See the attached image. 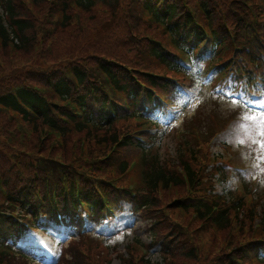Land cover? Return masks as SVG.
<instances>
[{
	"label": "trees",
	"instance_id": "1",
	"mask_svg": "<svg viewBox=\"0 0 264 264\" xmlns=\"http://www.w3.org/2000/svg\"><path fill=\"white\" fill-rule=\"evenodd\" d=\"M19 1V2H18ZM61 2H67V11L63 12V24L60 28L61 30V43L69 45V49H66L65 52L62 54H58L59 52V46L58 44L55 45L54 41H51L52 43L45 44L44 50L40 53V58L44 62V64L38 66L37 68L44 69L46 65H49L52 63L53 65L59 64L60 62L66 60V59H77L76 56L83 57V53L87 52L84 48V46H88L89 44H93L95 40L99 37H91V33L87 32L88 30H92L93 28H96V24L98 25L97 32L101 33V37L104 39H111L113 36H116L119 38V41L117 44H113V47H106L103 49H97L93 53V57L96 60H100L99 63H101V67L104 69H108L110 66H108V63L105 62V60L101 59L102 56L106 57V60L111 62L112 64L116 65L118 62H124L130 63L131 59H133V62L135 61L133 56L130 55L134 54V50L137 48L134 40H137L140 37H145V33L143 31L144 25L141 23L140 18L136 15L134 17L136 19L135 22H133V19L127 20L124 19L122 22L120 21L119 26H113L112 21L115 19V15L117 14L119 8L121 7V0H77L78 4L81 6V11H76V9H71L69 7L68 0H58ZM164 0H154L155 5L152 6L150 0H140L138 1L139 9L141 5L145 6L146 9L151 11L154 16H156L161 21H167V23L170 25L171 31H177L180 32L182 29H184L185 21H188L190 25H192L191 17L188 15V13L184 10V8L181 5L180 0H169L167 2V6H165V9L162 10V2ZM257 1V0H253ZM45 0H31L30 6L33 8V10L27 9L25 5L20 4V0H0V35L3 38V48L8 49L11 44V34H13L14 37L18 38V43H16L17 46V55H9L11 58L17 60L18 62L28 61L30 64H34V56L32 55L33 48L35 47L37 41L35 37V24L37 22V18L35 16L36 12H42L45 9L44 5ZM133 0H127V3H130V7L128 9H131L132 7H135L137 10V5L133 4ZM228 1L226 0L223 2L222 7L227 8ZM104 6L105 10L103 8L101 9L100 6ZM205 10L211 20H215L214 18L217 17L216 13L213 11L212 4L206 3ZM160 9V10H159ZM128 12V11H127ZM261 15L264 14L263 11H260ZM259 12V13H260ZM53 17L51 18V20ZM5 21L8 22L9 27L12 31H9L8 28L5 26ZM127 22V23H124ZM123 23V24H122ZM105 24L108 25L107 31L104 30ZM76 25V27H75ZM214 27V25H213ZM71 32H74V35L70 38L68 36ZM123 32L126 34L125 40H123ZM192 31L190 30L186 37L187 40L191 39ZM199 38L203 37V33L200 31L198 34ZM79 37V38H77ZM79 39V40H78ZM60 40V39H59ZM58 40V41H59ZM81 40V42H80ZM192 40V39H191ZM218 40V39H217ZM57 41V42H58ZM10 42V43H9ZM85 42V43H84ZM76 43V44H75ZM186 41H184V45H186ZM222 45L225 44V42H220ZM219 45V43L217 44ZM91 48H94V46L88 47L89 50ZM152 53L155 54L159 59L165 61L163 55L160 52V49L158 48L155 43H152L151 46ZM220 51H216L218 53ZM126 53L129 54V56H126ZM29 57L26 59V57ZM215 56V55H214ZM222 59V52L217 54L215 57H213L212 63L217 62L218 60ZM111 65V66H114ZM35 67V66H34ZM77 74L81 77L82 80H86L87 78H92L93 71L91 69L87 70L84 67H78L76 66ZM116 83L118 84L120 80H117L118 77H114ZM17 80V79H14ZM128 81L133 83V80L129 79L128 75H126V80L123 81V86L126 88L128 87ZM47 80L44 82H37V84L45 87ZM68 84V85H67ZM69 86V87H68ZM72 86V88H71ZM56 87L58 91L61 94L70 93L73 90L72 81L67 78H61L58 82H56ZM11 89V88H10ZM7 90L5 93L1 94L0 96V102L3 103L4 106L11 108L17 112L20 113L22 116L21 121H17L13 116L5 113L7 115V118H2V122H0V127L2 126L4 130L0 134V136L7 139L6 142H2L0 140V164L3 161L4 157L11 156L13 158H18L20 155H24L27 157L26 165L30 164L31 171L36 169V166H39L40 174L43 176L45 173H49L51 171L52 174L55 175V177H59L62 170L58 171V168H63L65 173L70 175L71 177V183L73 187V175L77 173L80 166H75V158L73 153L70 157L65 156V152H70V150L65 151V148H68V141L73 134H77L72 132L70 129H68L66 126H64L61 122H59L58 117L56 115V110L59 109L63 114L69 115L68 110L64 109V104H49L48 101H46L43 97H41L38 93L27 89V88H19L17 89V94L19 97H21L24 102L27 104H24L28 108L32 109L34 111V115L30 114L27 110V108L21 107L16 102V98L12 93V90ZM139 94V92H138ZM64 99V97H63ZM138 104H135L138 107H141V103L138 100ZM84 109L87 113V119L92 120L94 123H98L100 127H102V131H104V134H100L97 127L93 125V129L96 131H91L89 129V126L86 125L85 122L79 123L76 127V131L78 134L86 133L88 135L89 140L92 142V144L100 145L101 141H107V142H116L119 136V130L114 128V125L116 124V121L113 120L111 117V114L109 112V107L106 102L102 104H98L97 107H95L92 104H82ZM22 122L25 126H34V133L33 135L27 140L28 131L23 130L22 127H19V125L22 126ZM18 124V128H17ZM51 128L53 130H59L63 133L65 141L62 146H65L62 148L60 145L59 149L52 148V146L46 148L45 145H41L39 148L38 143L41 141L40 139L43 138V134L47 128ZM15 129L18 130L17 135L13 136V133ZM110 131V133H109ZM103 135L104 137H101ZM14 138H19V143L12 142L15 141ZM23 150H19L20 148H24ZM48 149L50 152H48ZM7 153H6V152ZM76 152V151H75ZM78 152V151H77ZM45 153V154H44ZM52 153H62L60 156H52ZM201 152H197V150L194 152L195 158L190 156H185L184 158H181L182 164L184 168L187 170L188 175L191 179L194 177V173L196 171L197 162L199 159V156L201 155ZM78 158V157H77ZM77 160V159H76ZM25 165V166H26ZM24 166V167H25ZM31 174V172H30ZM44 177V176H43ZM169 178V179H168ZM7 179V177H6ZM11 179V177H9ZM47 177L44 178L46 180ZM175 180L177 183H182V186H184V181L179 176L175 175V171L169 170L166 167L163 166V164L159 163L158 161H154L151 163V167L149 168L148 172L146 173V179H145V185L147 193H153L152 196L149 198V196L144 197L143 202L141 205H138L137 208L146 209L147 211L150 208H156L160 205V197L157 195L158 189H159V183L162 182V186H167V182L169 180ZM47 184V181H43V185ZM9 186H12V188L15 187V184H13V177L10 180ZM22 187L19 188V190ZM18 190V191H19ZM17 191V192H18ZM89 191H92L90 188ZM15 192V193H17ZM88 199H93V197L87 193ZM186 210L193 209L197 210L200 217H204L212 206H209L208 203H203L202 201H199L197 203H192L189 206L185 205ZM242 207L240 205H235L233 207L234 210H240ZM209 209V210H208ZM208 210V211H207ZM207 211V212H206ZM206 212V213H205ZM231 210H221L216 221V230L217 231H224V238L226 240L229 239V242H234V239H237L235 235L232 234V228L233 226L231 223ZM182 217V216H181ZM178 217V220H175L176 224H179L182 228L184 227L182 225V218ZM180 218V220H179ZM192 216H190V219ZM189 221V220H188ZM174 221L167 220V223L157 227L155 230V233L158 235H163L166 231L172 228V226L175 225ZM1 224V222H0ZM231 227V229H230ZM199 231H203V229H200ZM241 232L244 234V229L241 230ZM192 233V232H191ZM185 229H180L179 231H176L174 235H176L175 239V247H173V250L171 252H175L174 261H176L177 264L181 262V259H189L193 262V259L191 257H195V248L189 244L190 234ZM241 233V234H242ZM14 240L17 241L18 239V230L17 227L14 228V231L11 232V235H15ZM217 236V233L214 234ZM198 236L193 232L191 234V240L193 238H197ZM220 237H216L214 239V247L221 250V252L216 253L212 255V259L214 261V264H224L222 261L223 256L225 255V251L222 249V244ZM84 247V245H78L77 242H73L70 246L69 253L71 255V259L65 258V256L62 258L60 264H83L84 257L80 253V248ZM186 251V253L184 252ZM240 251H238L239 253ZM5 256V257H4ZM7 259V253L6 250L4 252H0V264H3ZM241 258H233V259H227V264H241L240 260ZM188 263V262H187ZM188 264H194L188 263Z\"/></svg>",
	"mask_w": 264,
	"mask_h": 264
},
{
	"label": "rangeland",
	"instance_id": "2",
	"mask_svg": "<svg viewBox=\"0 0 264 264\" xmlns=\"http://www.w3.org/2000/svg\"><path fill=\"white\" fill-rule=\"evenodd\" d=\"M191 2L194 3L195 1L191 0ZM189 4L191 5L190 2ZM73 35H74V32H71L68 38L72 37ZM57 37L58 36L56 37L53 36V40H54L55 45L58 44L59 46L58 54L60 55L63 52H65L66 49H69V45L67 44L64 45L61 43L62 41L61 39L63 38H59L60 40L56 42L55 39H57ZM47 42L52 43L50 42V40H47ZM16 52L17 51L11 47H9L8 49H4L0 44V90L9 87L15 82L25 83V82H29L35 77H40L37 75L38 73L35 71L39 69L37 68L38 66L44 64V62L41 60L39 55H37L36 52H32V55L34 56V60H33L34 64L32 65L31 63L29 64L28 61H23L20 63L17 60L11 58L10 55L18 56L19 53H16ZM28 58L29 57L27 56L26 59ZM49 68L44 69V70H48ZM14 79H17V80H14ZM208 96H209V89L208 87H204L203 96L197 97L196 100L192 102L191 105L187 108L186 119L184 121L185 123H183L182 126L179 127V130H183L184 126L187 127L188 123H191V126L195 125L196 127L198 126L200 127L201 122L204 121V117L206 115L210 116L211 114H214V115L220 114L222 117H227L239 109L235 103L225 102L222 100L218 102L211 100L209 101L208 104H202L201 102H203L204 99L207 98ZM198 104H201L200 109L202 110L198 109L196 113L201 112L200 118H196L193 116L194 120L190 122V119L192 118L191 116L195 113V110L197 109ZM183 116L184 114L179 119V121H177V125L183 122L182 121ZM242 116H244L243 117L244 119L241 125V134L236 137H231L229 138V140L233 144V149L235 151H238L241 154L243 162H245L247 165L254 166L255 169L258 171V174L261 177V186L264 188V168L261 166L262 162H264V149L260 147V141L264 140V136H261L259 134L260 132L259 124H260L261 118L258 117L257 115H250L247 113L243 114ZM2 118H7V115L3 111H0V122L3 121ZM252 123L253 125H250ZM19 127H22L23 130H28V126H25L23 124L22 126L19 125ZM17 128H18V124H17ZM3 130L4 128L1 126L0 134L2 133ZM17 133H18V130L15 129L13 136L17 135ZM169 139H172V137H170ZM0 140L2 142L7 141V139L2 136H0ZM14 140L15 141H12V142L19 143V138H14ZM40 140L41 141L39 143L38 141L36 142L39 148L41 147V145L44 144L46 148H48L49 146L50 147L52 146V148H54L53 150L59 149V148L53 147V145L50 144L49 141L47 140H42V138ZM74 140H75V137H72L68 141L69 145H68V148L67 147L65 148V151L70 150V152L64 153L66 157H70L75 151H77L78 146L73 147ZM172 144H173L172 141H170V146H172ZM90 148H91V152H92L91 154L93 157L97 154V147L91 146ZM23 149H25V147L20 148L19 150H23ZM48 152H50L49 149H48ZM161 152L163 154L165 152L164 149ZM60 155H62V153H52V156L54 157L60 156ZM2 162H5L4 158ZM103 173L105 174V172ZM107 175H111V174L109 173ZM176 196L177 195L175 193L166 194L165 199L166 201L169 202L173 200ZM126 221L128 223L127 230L129 232H127L126 234H121L120 237L112 241V244H117V246L111 245L110 257H109L110 264H124L123 260L129 258V254L127 251L128 242H132V240L136 238H138L140 241L144 243L151 242V236L149 235L150 222L143 221L141 217L138 215H135V214L133 215L129 206H128V216L126 217ZM71 235H74V236L76 235L73 230L71 231ZM205 235H208L211 238L212 234L208 232ZM67 239L68 237L66 236L64 237L58 236L57 242L62 244ZM22 245L25 248L35 251L38 255L44 254V252L47 251V248L41 243L40 239L38 240V238L35 235L29 236L25 241L23 240ZM49 247H51L50 244H49ZM205 248H210V246L206 244ZM150 258L154 261L162 260V256L160 253V246H156L152 248L151 253H150ZM188 261L189 260L187 259H183L181 260L179 264H187Z\"/></svg>",
	"mask_w": 264,
	"mask_h": 264
},
{
	"label": "snow or ice",
	"instance_id": "3",
	"mask_svg": "<svg viewBox=\"0 0 264 264\" xmlns=\"http://www.w3.org/2000/svg\"><path fill=\"white\" fill-rule=\"evenodd\" d=\"M261 117H264V113H261ZM259 130H260L259 134H260L261 136H264V118H262V119L260 120ZM260 147H261L262 149H264V140H261V141H260Z\"/></svg>",
	"mask_w": 264,
	"mask_h": 264
}]
</instances>
